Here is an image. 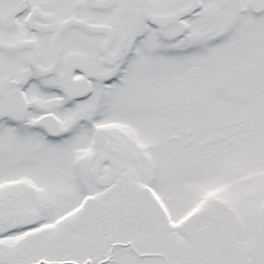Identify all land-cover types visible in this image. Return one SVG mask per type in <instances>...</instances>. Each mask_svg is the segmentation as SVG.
<instances>
[{
	"label": "snow or ice",
	"instance_id": "snow-or-ice-1",
	"mask_svg": "<svg viewBox=\"0 0 264 264\" xmlns=\"http://www.w3.org/2000/svg\"><path fill=\"white\" fill-rule=\"evenodd\" d=\"M0 264H264V0H0Z\"/></svg>",
	"mask_w": 264,
	"mask_h": 264
}]
</instances>
